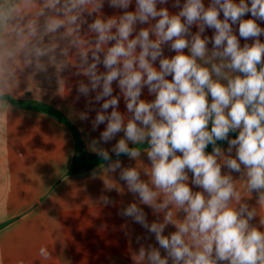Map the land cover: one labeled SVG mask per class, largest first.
<instances>
[{
  "label": "clouds",
  "instance_id": "obj_1",
  "mask_svg": "<svg viewBox=\"0 0 264 264\" xmlns=\"http://www.w3.org/2000/svg\"><path fill=\"white\" fill-rule=\"evenodd\" d=\"M167 2L135 0L134 12L105 19L104 0H3L0 103H6L4 97L12 95L20 75L29 69L34 75L54 68L63 93L61 74L75 68L72 75L89 81L78 82L76 99L96 92L95 102L103 100L92 128L104 123L106 128L89 147L109 161L108 173L121 169L120 180L140 204L163 214L162 222L149 224L137 203L121 210V216L154 234L167 253L162 257L156 248L141 247L136 264H168L169 259L172 264H264V231L250 224L260 215L264 226V215L243 202L256 192L259 209L264 208V43L259 39L264 29L256 22L264 21V0H251L250 5L246 0H211L207 8L203 0H185L182 7L180 0H174L173 7L180 8L177 14L157 8L158 3ZM108 3L127 10L132 0ZM221 11L223 19L219 18ZM247 13L253 19H242ZM93 14L96 18L89 23L87 18ZM237 22L239 36L254 39V43L240 46L231 26ZM137 23L149 27L130 39ZM84 25L87 32H83ZM192 25L198 27L195 34L190 31ZM206 26L215 30L211 40L202 38ZM111 41L115 43L108 46ZM169 42L176 55L165 58L163 45ZM208 43L213 45L211 50ZM157 60L159 70L153 66ZM101 63L107 71H99ZM114 81H118L131 118L117 110ZM144 86L155 94L154 101L140 99ZM79 119L87 120L88 113L81 112ZM237 130L227 150L231 154L235 148L236 158H232L216 142L227 140L230 131ZM121 131L125 137L112 148L116 156L138 159L141 149L130 148L128 141L134 145L147 142L144 151L151 161V167L143 168L147 181L141 179L139 167L122 169L120 160L111 161L109 152L98 147ZM209 144L213 151L207 154ZM222 165L241 173V181L222 174ZM186 170L193 174L192 184L203 191H192ZM105 185L109 191H122L107 176ZM103 202L114 203L107 197ZM179 212L185 214L183 219L177 218ZM169 224L176 231L165 236ZM39 255L45 260L50 257L46 248Z\"/></svg>",
  "mask_w": 264,
  "mask_h": 264
},
{
  "label": "crops",
  "instance_id": "obj_2",
  "mask_svg": "<svg viewBox=\"0 0 264 264\" xmlns=\"http://www.w3.org/2000/svg\"><path fill=\"white\" fill-rule=\"evenodd\" d=\"M184 2L185 0H180L181 7ZM235 2L239 3V0ZM246 2L250 5L251 0ZM173 3L174 0H168L166 4L158 3L157 8L166 7L170 14H177L180 8L173 7ZM203 3L207 8L211 0H203ZM135 8V0H132L127 10L110 7L108 0H104L101 11L107 19L122 15L124 11L134 12ZM95 18L93 14L87 19L91 23ZM219 18L223 19L222 11ZM242 19L253 17L251 13H247ZM229 22L231 24V21ZM256 22L264 29V21L257 19ZM231 26L241 47L246 43H254V39L245 40L239 36V22ZM147 27L148 24L137 23L136 31L130 39L134 38L141 28ZM190 31L195 34L198 27L192 25ZM83 32H87V25L83 26ZM201 35L202 38L211 40L215 30L206 26ZM150 38L155 39L152 34ZM259 39L264 43V35ZM114 43L115 41H111L108 46ZM212 47V43L207 44L209 50ZM184 54H189L187 49ZM175 55L176 53L170 50V42L163 45L165 58ZM153 66L159 70V60L154 62ZM98 69L100 72L107 71L102 63L98 65ZM75 71V68H70L61 74L64 80V92L61 93L54 68L50 67L47 73L34 75L29 69L20 75L17 88L8 97L22 101L32 100L60 110L81 134L87 152L97 155L89 145L93 139L99 140L106 128V123L95 130L92 128V120L101 109L103 100L95 102L96 92H90L88 97L80 96L76 99L78 82L83 80L87 84L89 81L87 77L72 75ZM166 79L171 81L172 77L168 76ZM112 87V95L119 98L117 110L125 117L131 118L132 114L127 111L118 81H114ZM140 99L152 102L155 100V94H150L148 87L144 86ZM89 100L92 101L91 104ZM208 100L210 103V95ZM107 111L110 114L112 108ZM81 112L88 113L87 120L79 119ZM208 130H211V122ZM124 137L125 133L121 131L111 141L101 142L98 147L107 150L110 156H116L112 148ZM231 139L234 138L228 136L220 148L225 155L236 158L235 148L231 154L227 151ZM128 145L130 148L134 146L131 141H128ZM75 149L73 133L55 118L42 112L17 108L8 101L0 103V264H136L135 256L141 247L156 248L162 257L166 256L167 253L160 248L154 234L131 218L121 216L120 212L129 204L137 203L145 212L149 224L162 222L163 214H154L149 206L140 204L138 196L128 192L126 182L119 178L121 169L108 173L106 169L109 161L86 174H73ZM177 155L182 154L178 152ZM116 160L121 161L122 169L139 167L141 179H149L143 168L151 167V161L144 149L138 159H130L122 154L111 159ZM221 171L222 174L232 175L234 181L240 182L242 179L241 173L230 172L224 165L221 166ZM186 172L189 176L188 186L192 191H203L192 184L193 174L187 170ZM105 176L122 191L118 192L115 188L109 191L105 185ZM105 197L114 203L105 205ZM257 200L258 193L252 192L243 202H246L250 209L257 208L264 215V208L259 209ZM184 215L179 212L177 218L183 219ZM260 219V215H257L250 224L264 231ZM175 231V226L169 224L165 227L163 235L170 236ZM41 248H46L50 253L47 260L39 255ZM168 264H172L171 259Z\"/></svg>",
  "mask_w": 264,
  "mask_h": 264
},
{
  "label": "trees",
  "instance_id": "obj_3",
  "mask_svg": "<svg viewBox=\"0 0 264 264\" xmlns=\"http://www.w3.org/2000/svg\"><path fill=\"white\" fill-rule=\"evenodd\" d=\"M4 100L10 102L13 106L21 109H27V110H34L38 112L45 113L56 120H58L60 123L66 125L71 132L73 133L75 137V142H76V149H75V155H74V160H73V166H72V173L75 175H81V174H86L88 172H91L104 163L108 161L102 160L101 157L98 155H91L87 152V149L85 147L83 138L77 128L72 124V122L67 118V116L62 113L60 110L44 104V103H39L36 101L32 100H15L12 99L8 96L4 97ZM238 130L235 132L230 131L229 136H232L234 139L236 136H238ZM225 141V140H224ZM224 141H217L216 146H221ZM133 147H139L141 150L145 149L148 147V144L145 142L141 145H134ZM213 151V145L209 144L207 148L205 149L206 153H212ZM111 159L117 157L115 155L110 156Z\"/></svg>",
  "mask_w": 264,
  "mask_h": 264
}]
</instances>
